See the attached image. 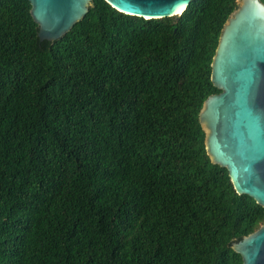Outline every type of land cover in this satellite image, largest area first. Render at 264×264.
<instances>
[{
    "label": "trees",
    "instance_id": "16d2710c",
    "mask_svg": "<svg viewBox=\"0 0 264 264\" xmlns=\"http://www.w3.org/2000/svg\"><path fill=\"white\" fill-rule=\"evenodd\" d=\"M238 1L145 20L92 0L41 42L30 2L0 0V264H243L264 208L200 122Z\"/></svg>",
    "mask_w": 264,
    "mask_h": 264
},
{
    "label": "water",
    "instance_id": "95a60500",
    "mask_svg": "<svg viewBox=\"0 0 264 264\" xmlns=\"http://www.w3.org/2000/svg\"><path fill=\"white\" fill-rule=\"evenodd\" d=\"M41 42L65 37L88 14L92 0H28ZM194 0H105L130 17H181ZM182 10V11H181ZM58 22L53 24V17ZM212 82L221 91L200 114L206 150L227 169L235 191L264 208V4L239 0L224 26L212 64ZM243 264H264V225L233 245Z\"/></svg>",
    "mask_w": 264,
    "mask_h": 264
},
{
    "label": "snow or ice",
    "instance_id": "6c2138e0",
    "mask_svg": "<svg viewBox=\"0 0 264 264\" xmlns=\"http://www.w3.org/2000/svg\"><path fill=\"white\" fill-rule=\"evenodd\" d=\"M181 11H182V10H181ZM57 22H58V19H57V17L54 16V17H53V21H52V23H53V24H56Z\"/></svg>",
    "mask_w": 264,
    "mask_h": 264
}]
</instances>
